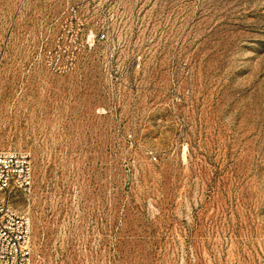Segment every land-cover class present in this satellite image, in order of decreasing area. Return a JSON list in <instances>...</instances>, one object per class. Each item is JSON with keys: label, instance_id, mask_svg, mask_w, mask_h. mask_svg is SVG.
Wrapping results in <instances>:
<instances>
[{"label": "rangeland", "instance_id": "rangeland-1", "mask_svg": "<svg viewBox=\"0 0 264 264\" xmlns=\"http://www.w3.org/2000/svg\"><path fill=\"white\" fill-rule=\"evenodd\" d=\"M0 151L32 264H264V0H0Z\"/></svg>", "mask_w": 264, "mask_h": 264}, {"label": "built area", "instance_id": "built-area-1", "mask_svg": "<svg viewBox=\"0 0 264 264\" xmlns=\"http://www.w3.org/2000/svg\"><path fill=\"white\" fill-rule=\"evenodd\" d=\"M32 185L30 157L24 152L0 151V193L8 198L17 192L28 194ZM30 238V217L0 199V264H32Z\"/></svg>", "mask_w": 264, "mask_h": 264}]
</instances>
